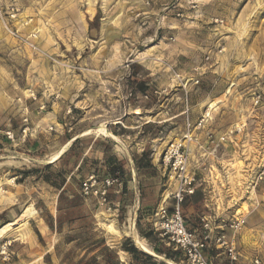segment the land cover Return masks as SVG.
<instances>
[{
  "label": "rangeland",
  "instance_id": "374dc122",
  "mask_svg": "<svg viewBox=\"0 0 264 264\" xmlns=\"http://www.w3.org/2000/svg\"><path fill=\"white\" fill-rule=\"evenodd\" d=\"M202 119L206 128L191 145L197 187L217 215L241 205L258 241L255 260L264 264V177L257 180L264 168V0H0V171L22 174L23 183L15 200L18 190L0 180V264H60L72 245L36 231L33 240L25 236L24 212L49 220L57 191L46 178L60 184L71 175L75 189L92 171L102 175L108 162L119 163L125 148L145 147L144 158L134 159L145 169L142 194L156 198V208L167 196L172 201L175 182L161 156L184 139L187 121ZM73 136L69 158L50 163ZM134 196L129 190L118 210L113 203L108 210L83 195L73 206L69 191L62 212L70 206L84 217L80 227L98 216L104 230L134 240L138 215L125 206ZM143 215L153 229L152 212Z\"/></svg>",
  "mask_w": 264,
  "mask_h": 264
},
{
  "label": "crops",
  "instance_id": "0c3cea01",
  "mask_svg": "<svg viewBox=\"0 0 264 264\" xmlns=\"http://www.w3.org/2000/svg\"><path fill=\"white\" fill-rule=\"evenodd\" d=\"M77 137L78 136H73V137L66 139V141L62 145V148H65V147L67 148L60 150L58 152L60 153V156L56 160L54 161L50 160L49 162L56 163L57 161H61L63 158L68 159L69 158L68 152L70 148L72 147V144L69 145V143L71 141H75V139H78ZM132 148L134 147L131 146V149ZM144 150H145V147L137 148L136 151L133 150V152H131V150H129L128 148H125L126 154H124V156L120 158L121 160H124L126 164V166H124V168L122 169V172H120L121 176H119L122 184L121 186L114 185L109 190L108 197H109L110 203L114 204L115 210H118V208L120 207L122 203L121 200L126 197L127 193H129V190L131 191V193L135 195L132 203H130L129 205H125V206L132 208L135 214L138 215L137 220H136V226H137V232H138L137 235L140 238H142L146 242V244H148L150 249L153 252H155L154 253L155 255L142 250L136 244L135 239L133 240L127 234H124V235L122 234L121 236H117V234H115L114 232H111L110 230H104V227L102 226V221L97 216L91 222V226H92L94 234H96V239H100V238L105 239L104 246L108 248V251L111 252L113 256V258L109 260V264H141V263L136 262L134 260L133 255L129 251L126 250L124 243L127 239H131V241L134 243L135 247L138 250L148 255L153 256L154 259H156L157 261H163L166 264H171V262L176 263L172 259H167L164 255H161L158 252V249L160 248L159 246L161 245L162 240L156 234V232L152 229V227L148 228L144 222V220H147V219L145 218V215H143V213L144 212L153 213L156 209V204H157L156 198L150 199V198H147L144 194H142V192H144L145 189L143 186L144 184L143 183L141 184L140 174L143 173L145 169L143 166L134 165L135 164L134 159L139 160L141 158H144V154H143ZM85 155L86 154H84L82 158L79 160V162L75 164L74 171L73 170L70 171L71 174H74L75 170H78L81 167V164L85 159ZM151 163L153 164L154 170H155L156 169L155 162L151 160ZM95 173L96 175H99V176L101 175L100 173L95 172V171H92L89 174H95ZM114 173H111V171H109V162H108V168L102 172L101 176L103 177L111 176ZM24 176L28 178L29 176L28 172H24ZM127 176H131V178L129 177L128 179ZM20 177H22V174L17 173L16 171H13L12 173L11 171H8V170L0 171V180L2 183V188H6L8 191L12 193L18 190L16 193H13L15 200H18L19 195L17 193H19V190H22V187H23L22 185L23 183L21 182L22 178L18 179ZM70 179H71V175L67 179L65 178V182L63 185H60L58 187L54 186L55 188L53 187L57 191L55 202L54 204H52L54 210H51V216H52L51 221L53 223V226H50L48 224L47 219H45L44 217L39 216V219H37L36 216H32V215L30 216L29 212L26 211L24 212V219L27 220V226L22 231L25 233V236L33 240L35 229L31 225V222H37L36 227H37V230L40 232V234L41 233L51 234V235L56 236L58 239L65 238L67 240L68 238H70L72 241H69V242L66 241V243L72 246L71 248H69L66 252H64L61 255L59 259L60 264H66L64 263V258L66 256V253L71 250H73V252H75V254L78 255V259H82V258L87 259L89 257H93L97 259L98 264H106L105 254L101 251L103 247L99 245V241H96V243L90 245L91 250L89 252H87V249H88V247H86L87 245L86 246L85 245L82 246V244L77 245L78 242L76 241L79 240L80 233L83 231V226L80 227V226H77V224L79 225L83 221H81L78 218H72V217L66 218L64 215L65 212H62L64 210L62 203H65V199L64 198L60 199L59 195L61 194L62 191H65V196L67 195L69 191L66 189V186L67 184L70 183ZM24 182H27V179H25ZM130 183L132 184V186H130ZM173 189L175 190V186ZM75 190H77L78 194L82 196L81 191H80L81 183L80 184L78 183V187L75 188ZM204 191H205L204 187L199 188L198 186L196 189L197 195L200 196V201L198 205L197 204L193 205L189 201V204L187 202V205L185 204V206L182 209V213L186 220L187 227L190 230H193L197 232L198 234H202L204 232L203 219L210 217V216H216L218 217L220 221H228L231 217H238V216L244 217V214L241 212L242 211L241 205H239L238 207L234 206L235 209L231 210L230 212L224 211L222 214L217 215L215 212L216 209H215L214 204H212L209 201ZM158 195L156 194L155 196L157 197ZM15 203L16 202L14 201L13 205H17ZM235 204L236 202H234V204H231V205H235ZM45 205L47 206L48 204L46 203ZM58 205H62L63 209L61 211L58 210ZM249 218L246 219L247 222L249 221ZM118 220H119L118 218L115 219L116 222H118ZM64 226L68 227L69 230L67 234L63 236L62 228ZM144 226L145 228H143ZM148 232H151L150 237L146 236ZM226 233L230 236L232 235L235 240L237 249L240 253L239 260L237 262L231 263V261L228 259L227 255L222 249L212 247L210 250L209 248L211 247L212 244H210V247L205 251L206 257L209 260H212L217 264H254V260L256 257L254 249H255V244L256 243L258 244V241H254V234L252 232V229H250L249 226H245L238 233H233L229 229L226 230ZM164 244H166V246H171L167 244V242H164ZM171 247H172V250H177L173 246ZM180 252H181L180 254L182 258L179 264H181V262L187 261L184 252L181 250ZM46 255H49V254H46ZM48 257H50V255Z\"/></svg>",
  "mask_w": 264,
  "mask_h": 264
},
{
  "label": "built area",
  "instance_id": "2783aa9c",
  "mask_svg": "<svg viewBox=\"0 0 264 264\" xmlns=\"http://www.w3.org/2000/svg\"><path fill=\"white\" fill-rule=\"evenodd\" d=\"M187 132L183 140L171 141L161 156V163L170 178L175 182V190L171 194L172 201L165 197L152 213L153 230L177 250L184 252L189 264H217L209 260L205 251L213 244L216 248L222 249L231 263L237 262L240 253L237 249L233 236L228 235L226 230L233 233L238 232L246 224L245 217H232L228 221H220L216 216L204 218V232L198 234L187 227L186 220L182 213V203L188 194H192L197 189L196 169L191 167V145L199 138L197 130L206 128V121L202 119L197 124L187 121ZM28 128H24V136ZM10 139H14V133L7 132ZM208 140L218 146L221 140H217L214 134L207 131ZM264 177V168L257 180ZM122 182L118 173L111 176L100 177L91 174L81 182V194L84 197H93L101 205H105L111 210V203L108 197L109 190L114 186H121ZM6 252L7 244L4 246ZM254 264H260L255 260Z\"/></svg>",
  "mask_w": 264,
  "mask_h": 264
},
{
  "label": "trees",
  "instance_id": "16d2710c",
  "mask_svg": "<svg viewBox=\"0 0 264 264\" xmlns=\"http://www.w3.org/2000/svg\"><path fill=\"white\" fill-rule=\"evenodd\" d=\"M77 142H78V139L75 140L74 144ZM74 144H73V146H74ZM51 166L52 165H48L47 168H50ZM124 166H125L124 160H121L119 163L112 162V163H109V171H111V173H114L116 171L118 173V175L121 176L120 172H122V169L124 168ZM146 166L148 167L149 164H146ZM116 172L114 174H116ZM45 181L51 183L55 187H58V186L64 184L65 179H62V182L60 184H58L57 182H52L49 178H46ZM66 189L68 191H72V193H73L74 200L72 201L71 205L78 206L76 204V201L81 200V196L78 194V192H76V190L74 188H72V184H70V183L67 184ZM64 196H65V191H62L59 198L60 199L64 198L66 200V196L65 197ZM189 201L193 205H196V204L198 205V203L200 201V196L197 195L196 191L192 194H188L185 196L184 201L182 203V209L185 206V204L187 205V202L189 204ZM69 207L70 206L67 207V211H65V214H64L66 218L72 217V218H78L81 221L85 220L84 217H79V216H75V215L71 214ZM62 209H63L62 205H58V210L61 211ZM51 218H52V216H50L49 220H47V221H48V224L50 226H53ZM82 226H83V231L89 232V234H87V236H84V237L81 236L78 240L77 245L83 244L84 242H88L89 244L86 247H88L87 252H89L91 250L90 245L96 243V241H99V245H101L103 247L101 251L105 254L106 264H109V260L112 259L113 256H112L111 252L108 251V248L106 246H104L105 239L104 238L96 239V234H94L91 224H83ZM35 231L38 234V236L41 238L40 232L37 229ZM150 233L151 232H148L146 234V236L150 237ZM156 234L158 235V233H156ZM160 239L162 240V242H161V245L159 246L160 248L158 249V252L161 255H164L167 259H172L173 261H175L176 263L179 264L181 261V258H182L181 254H180L181 253L180 250H172L171 246H166V244H164V242H166V241L163 240V238H160ZM67 241L69 242L72 240L70 238H68ZM124 246H125L126 250L129 251L133 255L134 260L138 263H141V264H166L165 262L157 261L156 259H154L153 256L148 255V254L138 250L135 247L134 243L131 241V239H127L124 243ZM141 261H143V262H141ZM64 263H66V264H98L97 259L93 258V257H89L87 259H85V258L78 259V255H76L75 252H73V250L68 251L66 253V256L64 258Z\"/></svg>",
  "mask_w": 264,
  "mask_h": 264
},
{
  "label": "bare ground",
  "instance_id": "6f19581e",
  "mask_svg": "<svg viewBox=\"0 0 264 264\" xmlns=\"http://www.w3.org/2000/svg\"><path fill=\"white\" fill-rule=\"evenodd\" d=\"M100 126V125H99ZM98 130L100 131V132H103V133H105V134H108V135H110L112 138H116V136L115 135H113L112 133H110L103 125L102 126H100L99 128H98ZM61 153H62V151H61ZM60 156V153H58V154H56L54 157H52V161H54V160H56L58 157ZM135 242H136V244L142 249V250H144L145 252H148V253H151V254H154L155 252H153L151 249H150V247L148 246V244H146V242L143 240V239H141L136 233H135ZM155 255V254H154ZM171 264H176V263H174V262H171Z\"/></svg>",
  "mask_w": 264,
  "mask_h": 264
},
{
  "label": "water",
  "instance_id": "95a60500",
  "mask_svg": "<svg viewBox=\"0 0 264 264\" xmlns=\"http://www.w3.org/2000/svg\"><path fill=\"white\" fill-rule=\"evenodd\" d=\"M96 31V30H95ZM96 36V35H95Z\"/></svg>",
  "mask_w": 264,
  "mask_h": 264
}]
</instances>
